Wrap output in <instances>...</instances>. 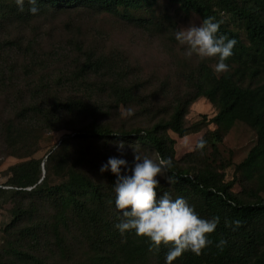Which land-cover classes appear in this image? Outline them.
Here are the masks:
<instances>
[{
  "label": "rangeland",
  "instance_id": "374dc122",
  "mask_svg": "<svg viewBox=\"0 0 264 264\" xmlns=\"http://www.w3.org/2000/svg\"><path fill=\"white\" fill-rule=\"evenodd\" d=\"M2 2L9 6L15 5L14 0ZM213 4L221 22L247 41V23L237 15L222 10L216 1ZM123 14L128 18L123 17ZM132 18L150 19L153 25L142 27L131 21ZM201 21L199 14L183 9L178 3L158 0L149 8L120 9V14L92 9L60 13L51 11L30 23L21 25L9 21L5 27H0V40L8 42L6 48L1 50V61H4L5 66L34 64L39 69L31 77L19 71L16 83L31 81L33 84L44 81V99H80L90 108V111L81 112V115H68L65 112L63 127L46 131L38 141L34 140L35 136H29L30 142L26 146L29 145L33 150L32 158L42 163L48 162L46 186H62L68 179V171H80L105 192L104 203H98L102 215L106 213V219L112 224L119 222L114 215L115 207L109 203L110 197L115 195V180L110 176V171L101 174L99 168L109 157L120 155L115 146L120 141L125 144L123 158L130 163L133 155L129 145H136L143 154L154 158L157 156L148 145L142 146L134 140V131L150 129L155 123L168 120L178 101L193 97L195 90L192 78L201 63L214 69L215 58L200 59L195 55L186 57L183 46L174 39L176 28L199 25ZM19 39L23 43L22 51L9 45L15 44ZM30 44H33L32 48L27 49ZM80 45L86 51L107 54L118 62L126 72L122 74L125 86L132 88L131 98L130 94L121 91L114 94L112 84L119 77L93 78L92 81H100L96 88L75 79L77 67L85 58L84 51L78 48ZM226 64L228 70L215 72L217 76L235 71V65ZM259 81L253 80L255 83ZM32 97L27 91L12 95L10 100L0 97V190L3 191H0V264H30L18 259L13 247L24 248L42 257L46 264H91V257L97 250L94 248L97 238L95 232L83 234L79 226L81 221L77 222L72 212H68L69 225L61 227L65 243L58 247L53 231L58 224L59 213L55 200L39 194H17V188L9 185L11 167L30 157L6 155L7 145L13 143L18 136L16 133L7 134L8 137L4 140L1 121L17 110L14 107L29 104ZM217 112L218 108L208 98L199 97L189 106L185 117V126L189 129L187 134L180 135L171 129L165 130L175 140L176 164L192 175L204 168H212L222 174L225 183L231 184L230 189L235 195L245 201H254L258 195H264V190L258 187V173L249 179L240 167L258 141L257 132L252 126L244 121H237L221 141L215 140L216 150L211 144L203 150H194L199 139L210 138L217 130L215 123L209 122ZM93 122L107 126L113 133L106 137L74 138L59 147L67 135H74L76 129ZM121 131L131 132L128 134L131 137H116V133ZM157 179L161 187H170L165 179L159 176ZM30 189L29 187L28 190ZM19 209H27V215L13 225L11 223ZM32 228L39 234L38 241L33 240L28 233ZM23 232L26 237L19 236ZM108 249V246L98 248L103 252ZM121 261L122 264H130L123 259Z\"/></svg>",
  "mask_w": 264,
  "mask_h": 264
},
{
  "label": "trees",
  "instance_id": "16d2710c",
  "mask_svg": "<svg viewBox=\"0 0 264 264\" xmlns=\"http://www.w3.org/2000/svg\"><path fill=\"white\" fill-rule=\"evenodd\" d=\"M157 1L38 0L39 12L33 15L28 11L27 3L24 11H20L16 5L9 6L0 0V27H5L9 21L10 23L18 22L21 25L30 23L46 16L51 11L60 13L69 10L92 9L120 14V9L149 8ZM169 1L180 4L187 11L199 14L202 20L215 17L220 22L219 33L236 40L233 54L225 61V63L236 66L233 73L217 76L208 64L201 63L192 78L195 90L193 97L178 101L168 120L155 123L150 129L134 131L133 137L136 142L142 146L148 145L157 156L170 157L173 161V167L166 173L173 183L170 187L160 186L157 189L158 196L163 192H168L173 198L182 196L201 217H220L217 229L210 235L212 243L200 255L185 252L173 264H264L262 253L264 249V195H258L254 201H245L231 191V184L225 183L222 174L216 170L204 168L192 175L187 169H181L175 161V140L165 133V130L171 129L180 135L187 134L189 129L185 126V117L189 106L199 97L208 98L218 108L217 114L209 120L215 123L217 130L211 134L210 138L204 139L206 140L205 147L211 144L216 150L215 140L221 141L224 134L237 121L248 123L256 130L258 141L241 162L240 167L249 179L254 178L258 173V187L264 190V0ZM214 1L222 10L237 15L247 23V41L237 31L221 22L214 9ZM122 16L128 18L126 14ZM130 20L142 27L153 25L150 19L132 18ZM7 45L8 42L4 43L0 40V97H7L10 100L12 95L24 94L25 91L33 95V100L29 104L20 108L14 107L17 110L9 118L1 121V134L2 137L5 136L4 140L8 137L7 134L16 133L18 136L13 143L7 145L6 155L30 157L29 160L11 167L9 185L17 188V194H39L55 200L59 213L57 215L58 224L54 226L53 231L58 247L65 243L61 227L69 225L68 212H72L77 222L81 221L79 226L83 234L95 232L97 238H95L94 248L97 250L91 257V264H122L121 259L130 264H165L164 257L168 247L161 245L159 250H150L147 238L138 237L134 232L125 233L122 236L114 227L115 224L106 219V213L102 215L99 204L104 203L106 194L86 174L72 169L68 171V179L62 186L48 187L45 185L49 170L48 162L42 163L32 158L33 150L29 145L26 146L30 142L29 136H35L34 140L38 141L46 131L59 130L63 127L65 112L68 115H81V112H88L90 108L80 99H68V101L51 100L49 97L44 99L42 97L46 91L44 81L33 84L31 81L16 83L19 79V71L31 77L36 72L38 73L39 69H36L34 64L5 66L4 61H1L3 60L1 50ZM9 45L22 51L23 43L20 39L15 44L9 43ZM32 46L33 44H30L27 49H31ZM78 48L84 51L85 58L77 67L75 79L96 88L100 81H92L93 78L119 77L120 81L114 79L112 84L114 94L121 91V93L130 94V98L132 97V88L124 84L122 74L126 72L118 62L112 60L107 54L97 53L94 50L86 51L81 45ZM255 79L260 81L255 83L253 82ZM90 81L92 82L88 83ZM122 100L126 102L125 99ZM74 132V135H67L59 147L74 138L106 137L113 133L107 126L94 122ZM130 133L121 131L115 136L127 139L131 137L128 135ZM18 143L21 145L19 146ZM110 176L113 180L116 179L114 174ZM29 187L30 190H28ZM109 201L115 207V195H112ZM25 215H27V209H19L11 224L15 225ZM114 215L117 220L121 219L117 210ZM225 218L229 221L238 220L240 222L235 231L232 227H225ZM35 229H30L28 233L33 240L38 241L39 234ZM22 234L19 236L26 237V234ZM88 238L91 237L88 236ZM220 239L227 241L222 248L216 246ZM101 246H108V253L98 250ZM13 249L14 254L21 261L30 264H46L42 257L24 248L13 247Z\"/></svg>",
  "mask_w": 264,
  "mask_h": 264
},
{
  "label": "clouds",
  "instance_id": "9594fccd",
  "mask_svg": "<svg viewBox=\"0 0 264 264\" xmlns=\"http://www.w3.org/2000/svg\"><path fill=\"white\" fill-rule=\"evenodd\" d=\"M14 3L20 11H24L27 3L31 14L39 12L38 0H14ZM219 29L220 22L215 17H207L199 25L176 28L174 39L183 46L186 57L215 58L213 71L226 72L228 65L225 61L233 54L236 40L220 34ZM205 145L206 140L201 138L194 150L203 149ZM115 146L120 155L109 157L99 168L101 174L110 171L116 177L113 185L115 208L121 219L114 227L122 236L134 232L138 237L147 238L150 250H159L161 245L168 247L165 264H173L185 252L200 255L212 243L210 235L217 229L220 217H201L182 196L173 198L168 192L158 196V176L169 184L173 183L166 175L173 167L170 157L154 158L138 151L136 145H129L133 155L130 163L123 158L124 142H117ZM239 223L238 220H224L225 227H232L233 231ZM226 244V240L220 239L216 246L222 248Z\"/></svg>",
  "mask_w": 264,
  "mask_h": 264
}]
</instances>
